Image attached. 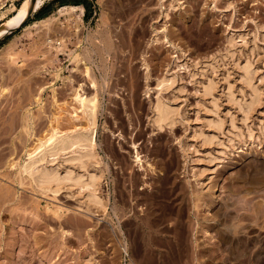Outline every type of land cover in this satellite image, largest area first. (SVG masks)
Segmentation results:
<instances>
[{
    "label": "rangeland",
    "instance_id": "374dc122",
    "mask_svg": "<svg viewBox=\"0 0 264 264\" xmlns=\"http://www.w3.org/2000/svg\"><path fill=\"white\" fill-rule=\"evenodd\" d=\"M78 1L83 11H62ZM8 25L0 225L16 210L18 231L46 264H119V243L131 264H255L249 242L264 264V0H5L0 34ZM87 74L99 97L105 210L76 187L37 193L17 168L52 118L72 123L75 90L92 93ZM164 78L167 86H157ZM157 99L172 112L160 126Z\"/></svg>",
    "mask_w": 264,
    "mask_h": 264
},
{
    "label": "bare ground",
    "instance_id": "6f19581e",
    "mask_svg": "<svg viewBox=\"0 0 264 264\" xmlns=\"http://www.w3.org/2000/svg\"><path fill=\"white\" fill-rule=\"evenodd\" d=\"M4 2H5V0H0V8L4 5ZM99 4H101V2H99ZM28 6H29V2H27V4L26 3L23 4V8L20 12L25 11L28 8ZM172 7L174 8L176 6H172ZM66 9H69L72 12L73 11L75 12L77 10L83 11L81 6L63 7L62 11L66 10ZM68 17H69V15H68ZM71 17L72 16H70V18ZM44 22L47 23L48 19H46V21L42 20L40 23H44ZM22 25H23V23L19 26V28ZM8 29H9V25L6 27L4 32L2 34H0V38H2L6 33L10 32L12 30V28L10 30H8ZM9 47H13V46L12 45L10 46V44H9ZM5 48L6 49H4V50H8L7 47H5ZM4 50H2V51H4ZM75 60H76V58H75ZM85 72L86 73L88 72V68H85ZM86 76L88 77V80H89L88 86L92 89V93H90L89 96H84L85 93H80L82 91V88H81L82 85L79 86V89L75 90L74 101L78 105V111L74 110L75 111L74 114L73 113L71 114L72 115L71 118L74 119L71 121L72 123H69V124L66 123L67 125H61L59 123L60 121L56 118L57 116L52 118L53 122L51 121V124L47 125L48 126L47 130L45 129V131L47 132L46 135H43L42 139L41 140L39 139V143L37 142V144H38V145H36L37 147H35L32 152H29L27 154L26 160L23 161V163L21 162L20 165H18L19 167H17V166L16 167L19 168L18 171H19L20 176H22V175L26 176L27 178H29L27 180H30L31 184L32 183L34 184L32 187L34 191L35 190L36 191L41 190L42 194H44V195L46 193H50V194L53 193L52 195L55 196V194L59 193L61 191L60 189L63 187H69V189H70V187L71 188L76 187L78 189L77 191L79 193L85 192L86 200L88 201V203L91 206H93L95 209L105 210L107 203H105L104 199L98 193L99 184H100L101 179L103 177L102 171L100 170L101 171L100 172L98 169L99 154L97 151L98 145H97V141H96L97 121H98V117H99V113H100L99 107H98L99 97H98V91H97L96 84L93 82V80L89 74H87ZM168 82H169V79L164 78L162 81H160L157 84V86L163 85L162 87H166ZM211 90H212V83L209 82L207 84V86H204V93L210 94ZM252 93H254V92H252ZM252 97H255V96L252 95ZM253 99L256 100L255 98H253ZM254 100H252V102ZM249 106H250V104H249ZM152 112L154 115L153 117L155 118L154 122H156L158 124L157 126H160L161 123H165V122L171 120L170 119L171 118L170 114L172 113L171 110L168 107L164 106L160 102L159 99L156 100V104H155L154 110ZM78 114L83 115L86 124L83 125L80 123L81 124L80 125L79 123H77L76 118L78 117ZM30 117L31 116H29V113H28L29 119L26 122L27 124H25V126H27V127H25V126L23 127V128H25L24 131H25L26 135H28V136L29 135L32 136L34 134V132H32V130H31L32 126H30V122H31ZM52 119H49V120H52ZM64 126H65V128H64ZM12 163L10 165L12 167H14ZM8 167H9V165H8ZM17 175H18V172H17ZM19 175L17 176L16 180L18 181V184L19 183L23 184L22 181L20 182V180L22 178L20 179ZM30 181H29V183H30ZM34 187L36 189H34ZM45 191H47V192H45ZM39 192L40 191H38L37 193H39ZM43 192H45V193H43ZM12 196H13V194L11 195V197ZM5 198H6V196H5ZM7 198H8V195H7ZM0 199H1V197H0ZM13 209H15V208H13ZM6 212H8V211H6ZM3 213L5 216L6 215L5 211ZM8 213L10 216L9 220H11V223L8 225L5 224L4 226L0 225V232L7 230L6 235H8L4 238V240L0 237V264H35V262L37 261V258H36L37 251L36 252L31 251L33 249L34 245H32L33 247L31 249L30 243L32 244V242L31 241L29 242V240H27L26 236L24 237V235H22V233H20V231H18L20 228L19 224H21V221H20L22 219L21 216L18 217L15 214L16 210L15 211L9 210ZM53 213L55 214V212H53ZM18 215H19V213H18ZM56 215H58L57 211H56ZM59 217H60V215H59ZM27 223H25V224H27ZM0 224H1V221H0ZM22 224H23V222H22ZM0 236H1V234H0ZM3 236H5V235H3ZM46 240L47 239L45 238V241ZM34 243H36V242H34ZM232 244H233V242H232ZM229 245H230V242H229ZM35 246H36V244H35ZM230 246H232V245H230ZM22 247H25L27 252H24L25 249L23 248L24 250H22L21 249ZM255 247H257L256 242L255 243L249 242L248 246H247V248H248L247 250H249V251H247V252H251L250 253L252 256L251 259L253 260V262L255 264H258L259 260H260V257H259L260 255H259V252H257V250H254ZM232 255H233V253H232ZM37 256H38V259L40 261H42L44 264H46L45 262L48 261L47 260L48 256L45 253H44V255L39 254ZM1 260H3V261H1ZM86 262H87L86 264H90L91 260L88 259Z\"/></svg>",
    "mask_w": 264,
    "mask_h": 264
},
{
    "label": "built area",
    "instance_id": "2783aa9c",
    "mask_svg": "<svg viewBox=\"0 0 264 264\" xmlns=\"http://www.w3.org/2000/svg\"><path fill=\"white\" fill-rule=\"evenodd\" d=\"M83 16V13L81 14V17ZM49 42V45H48ZM45 46L48 48V46L50 47H57L56 44H54L53 39L51 40H45ZM54 51V50H53ZM59 54H57L56 58H58ZM118 249H119V264H131L130 260H129V253L127 250V247L125 245V243H119L118 245Z\"/></svg>",
    "mask_w": 264,
    "mask_h": 264
},
{
    "label": "trees",
    "instance_id": "16d2710c",
    "mask_svg": "<svg viewBox=\"0 0 264 264\" xmlns=\"http://www.w3.org/2000/svg\"><path fill=\"white\" fill-rule=\"evenodd\" d=\"M76 1H77V0H76ZM74 3H75V4L82 5L83 8H85V5H84V3H83L82 1L74 2ZM42 5H43V2H42V4H41V6H42ZM41 6H39V7L36 6V7L34 8L33 11H34V13L36 12V13H35V16L37 15V13H38L37 11H38L39 9H40V10L43 9V8H40ZM40 10H39V11H40Z\"/></svg>",
    "mask_w": 264,
    "mask_h": 264
},
{
    "label": "crops",
    "instance_id": "0c3cea01",
    "mask_svg": "<svg viewBox=\"0 0 264 264\" xmlns=\"http://www.w3.org/2000/svg\"><path fill=\"white\" fill-rule=\"evenodd\" d=\"M80 6H82V5H80ZM82 7H83V6H82ZM42 10H43V9H42ZM40 12H41V10H40ZM43 14H44V15L49 14L48 9H45Z\"/></svg>",
    "mask_w": 264,
    "mask_h": 264
},
{
    "label": "water",
    "instance_id": "95a60500",
    "mask_svg": "<svg viewBox=\"0 0 264 264\" xmlns=\"http://www.w3.org/2000/svg\"><path fill=\"white\" fill-rule=\"evenodd\" d=\"M29 16H30V15H29ZM29 16H28V17H29ZM28 17H27V18H28ZM25 21H26V20H25ZM24 23H25V22H24ZM24 23H23V24H24Z\"/></svg>",
    "mask_w": 264,
    "mask_h": 264
}]
</instances>
